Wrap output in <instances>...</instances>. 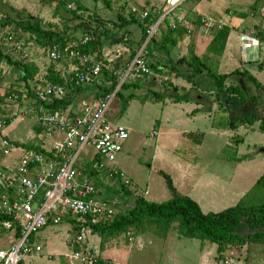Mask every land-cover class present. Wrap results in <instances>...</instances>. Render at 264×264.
<instances>
[{
    "label": "rangeland",
    "instance_id": "rangeland-1",
    "mask_svg": "<svg viewBox=\"0 0 264 264\" xmlns=\"http://www.w3.org/2000/svg\"><path fill=\"white\" fill-rule=\"evenodd\" d=\"M57 1L54 0L52 5L50 0H0V17L7 15L18 20L31 17L41 21L46 29H55L56 27L61 31L63 26L66 25L69 28L66 30L70 32L81 19L67 12L64 6L57 5ZM62 1L68 9L83 14V21H88L87 23L90 24L92 22L101 24L106 29L111 28L113 31L115 30L111 21H117V15L122 11L120 7L125 8L123 10L125 17L129 16L131 6H135L138 11L149 10L152 13L156 11L152 7H155L157 11L164 7V0H118L115 2L111 0L112 7L110 8H107L103 0ZM193 1L195 0H186L184 4ZM235 1L231 0L230 2L228 0L222 4L204 5L201 8L202 15L220 23L223 16L230 15L231 4ZM77 5H80L81 9L77 8ZM238 5L247 7L244 10L242 6L240 7V11L244 13L242 31L248 30L247 32L254 41L253 38L257 37L256 33L260 29L257 30L256 27H253V21L264 23V15L262 16L257 11L255 13L246 0ZM182 7L185 11L188 6H181L178 13L181 12ZM135 16L138 18L136 13ZM95 19L97 21L103 19V22L98 23ZM108 19L111 21H108ZM50 25L54 26L51 27ZM160 25L162 26L155 32L156 34L154 33L156 36L159 35V29L163 30L165 28V23L162 22ZM14 28H16L14 25H6L0 28V32L6 31V29L14 30ZM214 28L204 34L198 31V27H194L189 34V38L185 35V39L180 40L181 43L173 49V58L176 59L183 54H187L188 47L192 45L194 51L213 72L219 74L229 73L239 69L237 74H233L225 80V86L234 85L241 88L245 101H234L229 98V94L217 96L214 79L204 72L193 78V82L196 85L198 84L195 86L191 81L189 82V80L174 74L169 70V67H165L144 80H140L142 84L138 88L124 89L123 84L109 105L105 118L111 124H123L128 129L129 136L125 140L123 149L117 155L113 166L121 168L126 173L130 180V184L126 187L130 192L122 191L120 184L113 179L104 184L107 179L101 177L99 181L103 182L104 187H110V189H115L118 192L113 193L108 189L96 188L95 186L96 192L94 195L95 198L100 200L115 201L117 204L116 211L119 209L125 210L133 203L137 195H142L147 200L154 202L169 199L172 193L167 187L165 178L160 173L161 171L171 177L179 194L190 196L197 201L203 212H216L234 205L244 193L255 186L257 179L264 172V132L259 129L260 119L264 120V75L257 73V66L254 65V62L243 63L244 57L242 56L239 35L237 37V29H233L229 35L230 38L226 47L228 51L221 54L215 53L216 48L211 43ZM75 33L78 36L80 35L78 38L83 36H81L80 30L75 31ZM122 33L126 36L128 46L132 48L134 43L137 44L140 40L141 27L138 23H132L124 26L119 35ZM25 35L27 36V34ZM26 36L25 38H27ZM27 46L31 53L32 51L38 53L37 50L41 55L44 53V47L41 45L37 47L38 44L34 40L29 39ZM111 46L113 45L106 44L103 54L111 52L114 48V46ZM255 48L259 52L260 46L258 44ZM0 49L2 51V48ZM263 55L264 50H262L259 58H262ZM228 58L231 60L228 61ZM146 60L149 61L148 57H146ZM69 64V61L64 63V65ZM252 66H255L256 72L250 69L253 68ZM50 68L56 71V68L50 64L47 69L45 68L41 72L44 71L49 75ZM110 68L113 69V66ZM243 70L248 71L263 87L255 85L248 78V75L242 72ZM37 74L38 72L35 74L34 80H36ZM162 76H167V83L161 80ZM36 83L37 81L34 82V85ZM105 83L106 81L101 76L98 85ZM149 90L157 94L154 95ZM129 92L134 93V97L127 101L128 104L124 108L122 98L123 96L126 97ZM84 94L93 96L94 89H85L80 92L71 108L76 110L81 100L91 99L90 96L87 97ZM232 95H235V93ZM235 96L239 97L238 95ZM253 104L255 109H253ZM210 105L215 107L209 109ZM2 107L3 105H0V113H2ZM248 113H252L255 118L252 125H241L237 129L228 127L231 118ZM217 129L219 130L217 131ZM201 134H203L202 142L198 144L197 139ZM86 148L88 151L83 149L82 155L87 152L88 155L94 152L93 147L86 146ZM20 153L17 150L12 151L11 160L15 161ZM80 157L77 158L74 164L77 168H80L78 165ZM92 181L94 183V178H92ZM90 231L84 234L85 236L81 242L72 243L71 240L75 239L79 232L76 218L64 217L59 224L46 225L31 235L32 241L41 245L38 257L27 256L24 262L27 264H51V262L68 264V260L65 258L66 254L74 249L81 251L83 247L86 248L87 246H92L99 259L105 262L104 259L107 255L106 253L102 254L100 248L104 247V250L108 248L107 253L118 259L117 251H115L118 246L119 250L126 256V264L168 263L164 260V255L169 250V246L164 247L163 237L154 236V232L151 230L140 235L144 241L141 247L136 245V236H134L132 228L125 234L115 237L114 240L108 239L106 242H110L111 245L109 246L105 240L103 245H100V237ZM177 232V222H174L170 234L176 236ZM7 234L3 235L6 237ZM128 236H134L135 238L127 239L129 243H125L127 241L125 237ZM5 237L2 238L0 243L5 244L7 240ZM119 240L120 243L117 245ZM181 240L191 242L197 239L182 237ZM181 243V241L174 244L172 242L171 248L174 245L180 251ZM207 244L208 249H212L207 264H212L213 258L217 255L216 247L214 243L208 242ZM242 250V254L245 251L246 255V250ZM258 251L261 253L259 259L264 264V245L258 243L250 245L248 258H252V262L255 264L254 259L258 258ZM48 253H52V256H49ZM242 259L235 264H245L244 261H241ZM195 260H197L196 254L189 251L187 255V252L184 249L182 250V259L180 260L182 264H201ZM73 261L74 264H83L80 260Z\"/></svg>",
    "mask_w": 264,
    "mask_h": 264
},
{
    "label": "built area",
    "instance_id": "built-area-1",
    "mask_svg": "<svg viewBox=\"0 0 264 264\" xmlns=\"http://www.w3.org/2000/svg\"><path fill=\"white\" fill-rule=\"evenodd\" d=\"M184 1L164 0L161 15L146 24V38L142 44L123 67L112 69L116 77L114 88L102 96L91 95V99L81 100L78 110L70 106L52 112L44 104L51 98L64 97L74 87L99 84L103 67H112V60L127 49L118 45L96 59L95 54L82 51L92 40L90 35H83L65 44L53 43L44 48L47 59L54 64L56 73L62 79V82L48 81L47 73L43 71L37 74V83L32 87L34 102L40 105L37 124L43 130V137L49 140L50 147L39 143L36 147L26 149L4 133L7 119L24 117L26 112L34 110L27 90L10 93L8 97L16 101L17 105L8 116L0 113V215L5 217L0 220V241L5 237L3 234L8 233L5 244L0 243V264H19L28 255L40 251L41 245L32 241L31 235L46 225L59 224L64 217L70 216L76 219L91 216L95 222L104 221L116 212L115 201L94 197L96 190L92 178L74 164L83 149L88 151L86 146H91L94 152L83 155L91 161L98 178H115L125 185L130 184L126 173L113 166L129 136L128 129L123 124H111L105 118V113L124 82L145 79L154 73L147 65L146 43L164 18L169 19V25L174 27L178 22L186 27L188 34L192 32L194 26L185 23L183 16L177 12ZM130 12L143 20L150 11H138L135 6H131ZM261 14L264 15V9H261ZM215 26L220 27L221 24L204 17L197 27L199 32L205 34ZM241 39L244 60L257 58V41H253L249 35H242ZM27 43L10 30L0 32L2 51L14 61H34ZM66 61L70 64L64 65ZM162 77L161 80H167V76ZM56 134L61 138L53 139ZM16 150L21 152L19 157L5 164L4 160L11 159L12 151ZM88 231V226L80 225L79 232L71 242H81ZM242 251V248H231L215 264L239 263L245 256V251L244 254ZM67 258L69 261L80 260L83 264H99L96 251L89 246L83 247L81 251L76 249Z\"/></svg>",
    "mask_w": 264,
    "mask_h": 264
},
{
    "label": "trees",
    "instance_id": "trees-1",
    "mask_svg": "<svg viewBox=\"0 0 264 264\" xmlns=\"http://www.w3.org/2000/svg\"><path fill=\"white\" fill-rule=\"evenodd\" d=\"M53 2L54 0H50ZM115 2V0H112ZM107 8L112 7L111 0H103ZM57 5L64 6V9L71 13L73 16L78 17L81 21L69 32L66 25L60 31L55 27L45 28L41 21L35 18L27 17L26 19H14L10 16L0 17V28L6 25H14L16 28L6 29L14 32L19 38L24 39L26 42L34 40L35 43L46 48L53 43L65 44L70 40L76 39L79 36L75 31L80 30L82 35L92 36L86 46L82 48V51L88 54H95V58L99 59L103 54L106 44L118 45L125 50L124 54L113 59V69L123 67L124 63L130 58L136 49L142 44L146 38V24L155 21L162 13V9L158 11L150 12L145 19H138L134 13L129 12V16L125 17L123 14L124 7H120L122 10L117 15V21H111L113 23L114 30L111 28L106 29V27L101 24H95L94 22L87 23L83 21V14L77 13L76 10L68 9L62 0H58ZM77 8L81 9L80 5ZM201 17L193 19L194 27L200 23ZM103 20V19H102ZM95 19L98 23L103 21ZM132 23H138L141 27V37L139 42L131 48L126 43V36L122 33L119 35L120 30L124 26L130 25ZM163 23H165V28L159 29V35H152L146 43V57H148L147 65L153 72H159L165 67H169V70L174 72L177 76H181L189 82L191 81L193 85L197 86L193 82V78L196 75L203 74V72L214 79L215 87L217 88V96L221 94H229V98L234 101L244 102L245 96L242 93V89L234 85L225 86V80L239 72V69H235L229 73H216L202 60V58L194 51L192 45L188 47L187 54H183L176 59L173 58V49L177 46L178 42L183 39L186 34V27L176 22V25H169V19L164 18ZM53 27L54 25H50ZM160 25L158 28H160ZM157 28V30H158ZM156 30V32H157ZM230 32V27L226 25H221L220 27H215L212 31L211 43L215 46V53L221 54L224 51L225 42ZM27 34V36L25 35ZM27 38H25V36ZM258 39L262 37V33L259 31L257 34ZM32 38V39H31ZM219 44H216V43ZM111 46V47H113ZM0 58L7 60L10 64L16 65L20 71L23 72L22 80H24L27 85L35 82V74L37 73V67L33 63H25L13 61L4 54L0 49ZM53 66V63L51 64ZM260 66V65H259ZM244 74L248 75L255 85L261 86L257 79L253 77L248 71L243 70ZM49 75H47V80L52 82H62V79L58 76L56 71L49 69ZM103 80L106 81L103 85H98V83L91 84L88 86H78L74 87L66 93L64 97L61 98H51L47 103L44 104L47 110L52 112L62 111L68 109L74 101L77 99L80 92L85 89H94L95 97L104 95L106 92L112 90L116 84V77L113 74L111 68L103 67ZM144 79H135L124 82V89H129L130 87L138 88ZM166 82L168 80H162ZM122 84V85H123ZM97 86V87H96ZM149 92L156 95L154 91ZM238 95L239 97L232 95ZM29 95H34L33 90L31 93L28 91ZM134 97V93H130L124 97L123 105L126 108L127 101ZM198 97V96H197ZM254 117L252 113L237 115L229 120L228 127L230 129H237L241 125L250 124L254 122ZM257 120V119H256ZM261 123L259 126L260 131L264 132V120L260 119ZM203 134L197 139V143L201 142ZM19 144V143H17ZM22 147L28 149L36 147L33 144L24 143ZM241 160V159H240ZM239 161V160H238ZM80 168L82 167L84 173H87L91 178H94V184L97 187H104L103 182L99 181L98 175L95 169L91 166V161L88 157L81 155L80 161L78 162ZM161 175L165 178L167 187L172 193V196L162 202H154L147 200L142 195H137L134 198L133 203L130 204L125 210H117L109 220L95 222L91 216L79 217L76 219L77 224H84L91 229L93 234H97L100 237V245H103V241H107L110 238L118 237L122 234L128 232L132 228L133 234L144 233L146 231L154 232V235L165 238L168 231L172 228V223L177 222V231L180 236L186 238H196L200 241L210 242L216 244L217 257L216 260L222 258L225 252L231 248L238 247L243 248L249 243H258L264 245V172L257 179L255 186L244 193L241 198L232 206L223 208L219 211L213 212H203L197 201L192 199L190 196L182 195L177 192L174 187L171 177L161 171ZM106 179V178H105ZM116 183H119L121 190L129 193L127 187L124 183H120V179L113 178ZM108 179L104 184L108 183ZM99 184V186H97ZM108 191L118 192L115 189H110V187H105ZM117 209V204L115 206ZM0 215V220L4 219ZM99 264L103 262L99 259Z\"/></svg>",
    "mask_w": 264,
    "mask_h": 264
},
{
    "label": "crops",
    "instance_id": "crops-1",
    "mask_svg": "<svg viewBox=\"0 0 264 264\" xmlns=\"http://www.w3.org/2000/svg\"><path fill=\"white\" fill-rule=\"evenodd\" d=\"M225 1H228V0H195L192 3H186V4H184V2H185L184 1L178 8L180 9V7L183 5H186V7L187 6L188 7L185 9V11H184V7H182L181 12L179 14H181L183 16V20L185 21V23H187L188 25L194 26L193 25V19L197 18L198 15H199V17H201V19L205 16V15H202L203 12L201 10V8H203L204 5L213 4V3L222 4ZM242 1L243 0H241V1L236 0L234 3H232L231 9L229 12L230 15L229 16H223V19L220 22L221 25H226V26L230 27V32H229L228 37L226 39L223 52L228 51L226 47L228 46V40L230 38L229 35L233 29H237V37L239 35V39L241 41L240 45L242 43V39H241L242 35L251 36L247 32L248 30L242 31L243 23H244L243 22L244 13L240 11V7L242 6L243 10L247 8L244 5H238V4H241ZM246 1L248 2V4H250V6L253 8L255 13L257 11V13L260 12V14H261V9H264V2H263L264 0H246ZM230 2H231V0H230ZM152 9L157 11V9H155V7H152ZM179 9H177V12ZM255 21H253V27H256L257 30L260 29V32L262 33V37L260 39H258V37L253 38L257 41L258 46H260L259 52L257 51L258 57L253 59V60H250V61L243 60V63L254 62L255 63L254 65L257 66V73L264 75V61H263L264 55L262 58H259V55L262 53V50H264V23H262V24L260 22L255 23ZM247 26H250V25H247ZM239 28H240V30H238ZM256 34H258V33H256ZM185 35H187L188 38L190 36L187 32ZM184 39H185V36L182 39V41ZM180 43H181V41L178 44H180ZM37 47H40V46L38 45ZM0 48H1V44H0ZM37 52L38 53H35L34 51H32V56L34 59V61L32 63L38 68L37 72L40 73L42 70H45V68L47 69V67L50 66V64H52V63L47 59L44 51H43L44 52L43 55H41L38 50H37ZM242 54H243V51H242ZM231 56H232V54H231ZM232 58H233V56L231 57V59ZM231 59L228 58V61H230ZM53 66H54V64H53ZM255 66L254 67L252 66L253 68H250L254 72H256ZM261 71H263V72L261 73ZM22 77H23V72L20 71L16 65L10 64L9 62H7V60L0 58V105H3V107H2V114L3 115H6V116L10 115L17 105L16 101H13L12 99H10L8 97L10 95V93L21 92L24 90H27V92L29 91L31 93V89L34 86V83L28 82L30 84L27 85V83L24 80H22ZM84 95L87 97H89V96L91 97V95H87V94H84ZM29 98H31L30 99V105H32L34 107V110H32L30 112L29 111L26 112L24 117H16L13 120L7 119V124H6L3 131L13 142H15L16 144L19 143L18 145H20V146L24 143L33 144V145L43 143L46 147H50L51 144L49 143V140H47L43 137V133H42L43 130L37 124V115L40 113V111H39L40 105H39V103L34 102L33 95L32 96L29 95ZM87 99H89V98H87ZM254 104H253V109H255ZM214 105L213 106L210 105L209 109L214 108L215 107ZM71 109H73V108H71ZM78 109H79V105H77L76 110H78ZM73 110H75V109H73ZM253 112H254V110H253ZM218 130L219 129H217V131ZM59 138H61V136L58 134L53 136V139H59ZM201 142H200V144H201ZM11 161H13V160L7 158L4 160V163L7 164V163H10ZM102 188L105 189V187H102ZM70 217H75V216H70ZM80 225L81 224H78L79 229H80ZM141 234H143V233L134 234V236H136V238L134 236H128L125 238L127 240V239H131L132 237H134L136 239V245L141 247L144 244V241L141 239V236H140ZM116 238H110V239L114 240ZM181 239H182V236H180L178 232L176 233V236H173L170 234V230L168 231L166 237L163 238V246L164 247L169 246V250L166 251V253L164 255V260L168 261L167 264H182V262L180 260L182 259V250L183 249L187 252V255H188L189 251H191L193 254H196L197 260H195V261H198L201 264H207V261L210 258V255L212 253V249H208V244H207L208 242L207 241L202 242L199 239H197L196 241L192 240L191 242H187V241L184 242ZM190 239H196V238H190ZM180 241L182 242L181 247H180V251H178L174 245L171 248L172 242L174 244V243H177ZM119 243H120V240L117 243V245ZM125 243H129V241L127 240ZM106 244L108 246L111 245L110 242H106ZM113 244L115 245L114 242H113ZM254 244L255 243H249L243 247V249L246 250V255L244 256V258L241 261H244L245 264H254L252 262V258H248L249 246L254 245ZM214 246L216 247V244ZM103 248H100L102 251V254L106 253V255H107L104 259L105 262H103V264H126V256L123 254V252L121 250H119L118 246L115 248V251H117L116 253H117V257L119 260L114 258V256H112L111 254L107 253L108 248L105 250ZM75 250L76 249H74L73 251H75ZM73 251H70V253ZM39 252L40 251L33 252L31 255H28V257L29 256H33V257L37 256L38 257ZM51 254L48 253L49 256H52ZM257 254H258V258L254 259L255 264H262L263 262H261L259 259V255L261 253L258 251ZM67 255L68 254L65 255L66 256L65 258H67ZM216 257H217V255H215V257L213 258L212 264L216 263ZM67 260H68V258H67ZM24 261H25V259L22 260L19 264H27ZM72 262H74V261L68 260V264H74ZM51 264H58V262H51Z\"/></svg>",
    "mask_w": 264,
    "mask_h": 264
},
{
    "label": "clouds",
    "instance_id": "clouds-1",
    "mask_svg": "<svg viewBox=\"0 0 264 264\" xmlns=\"http://www.w3.org/2000/svg\"><path fill=\"white\" fill-rule=\"evenodd\" d=\"M243 249V248H242Z\"/></svg>",
    "mask_w": 264,
    "mask_h": 264
}]
</instances>
